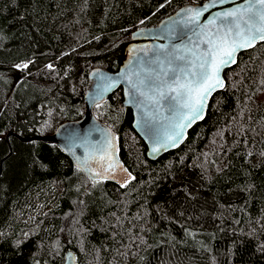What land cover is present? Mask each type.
<instances>
[{"label":"trees","instance_id":"1","mask_svg":"<svg viewBox=\"0 0 264 264\" xmlns=\"http://www.w3.org/2000/svg\"><path fill=\"white\" fill-rule=\"evenodd\" d=\"M205 1L0 0V264H64L67 250L78 264H264V42L156 160L121 88L94 104L135 177L124 187L42 138L86 119L90 74L119 70L136 30Z\"/></svg>","mask_w":264,"mask_h":264},{"label":"water","instance_id":"2","mask_svg":"<svg viewBox=\"0 0 264 264\" xmlns=\"http://www.w3.org/2000/svg\"><path fill=\"white\" fill-rule=\"evenodd\" d=\"M246 7V0H224L223 3L207 0L202 4H186L170 16L164 18L157 25L136 30L132 34L131 41L126 47L125 57L119 70L110 72L99 68L93 70L90 74L91 86L85 96L87 107L86 119L80 123L65 125L53 135L42 138L56 143L72 162L92 180L110 181L120 186L125 180L130 181L131 179L128 177L129 171L119 156V143L116 132L94 117L92 113L94 104L107 99L108 96L121 88L124 97L122 107L132 109L134 116L133 127L146 143L148 157L156 160L165 153L178 149L188 139L190 130L206 118L213 96L225 88L227 84L225 71L238 63L239 56L242 52L254 48L259 42H264L258 41L254 47L237 51L235 54V63L225 66L221 72L224 87L217 88L213 91L205 102V108L202 114L203 118L195 120L190 126H186L184 129H176V131L182 132V136L179 138V142L175 147L169 146L153 154V146H159L156 144V140L175 126L179 115L178 111L173 112L171 110L172 101L170 97L174 93L168 92L167 89V85L171 83V69L184 67V63L178 60L177 57L180 55L190 57L191 53L187 49L191 48L193 51H198L195 46L199 42V39L203 38L197 35L200 31L199 27L185 25L181 23V20L182 18L187 19L191 16L192 11H199L201 14L196 21V25L201 27L207 26L204 28L205 32L209 29L215 31V27L219 26L220 23V19L216 17L217 13ZM213 19H216V26L208 23ZM241 26L244 27L243 22H241ZM200 47L203 48V45ZM166 71L168 75H164ZM125 73H139L142 78H145V86L141 87V91L145 92V96L138 97L142 101L139 106L128 95L127 81L121 79V76ZM157 74H159L158 79H152L151 81L147 79V77H155ZM108 78H111V80ZM132 79L135 80L136 76L133 75ZM182 79L183 76L181 75ZM113 82H115L113 87L109 88L108 91L103 90L108 84ZM149 83H151V88L147 86ZM157 87H161L164 93L163 98L156 91ZM149 97L154 99L150 100ZM156 101H158V104ZM185 123L187 124V122ZM149 128L159 133V136L154 137L149 132ZM101 148L106 149V151H101ZM112 155H114L115 161L121 166L116 168L112 173L115 178L97 176V172H103L101 165L107 163L106 157ZM121 168L127 171L124 172ZM64 264H78L76 254L72 250L66 251Z\"/></svg>","mask_w":264,"mask_h":264},{"label":"snow or ice","instance_id":"3","mask_svg":"<svg viewBox=\"0 0 264 264\" xmlns=\"http://www.w3.org/2000/svg\"><path fill=\"white\" fill-rule=\"evenodd\" d=\"M214 2L223 3L224 0H214ZM246 3V8L217 13L216 17L220 19L219 26H216V19L208 22L210 25L216 26L215 31L209 29L205 32L204 28L207 26L201 27L196 25V21L201 14L199 11L189 10L192 11L191 16L187 19L182 18L181 23L199 27L200 31L197 35L203 38L199 39V42L195 46L198 51H193L191 48L187 49L191 53L190 57H185L184 55L177 57L178 60L184 63V67L171 69V83L167 85V89L168 92L174 93L170 97L172 101L171 110L173 112L178 111L179 115L175 126L156 140V144L159 146H153V154L169 146L175 147L179 142V138L182 136V132L176 131V129H184L186 126H190L195 120L203 118L202 114L205 108V102L213 91L217 88L224 87L221 72L225 66L235 63V54L237 51L254 47L256 42L264 41V0H246ZM241 22H243L244 27L241 26ZM201 45H203V48L200 47ZM29 63L31 61L16 64L15 68L27 69ZM47 67L51 69L53 65L48 64ZM133 75L136 76L135 80L132 79ZM164 75H168V72L166 71ZM181 75L183 76L182 80ZM158 78L159 74L155 77H147L149 81ZM108 79L111 80V78ZM121 79L127 81L128 95L139 106L142 101L138 97L145 96V92L141 91V87L145 86V78H142L139 73H125L121 76ZM114 83L108 84L103 90L108 91L109 88L114 86ZM147 86L151 88V83ZM156 91L163 98L164 93L161 87H157ZM149 99L154 98L149 97ZM156 103L158 104V101ZM149 132L154 137L159 136V133L155 132L152 128H149ZM101 151H106V149L101 148ZM106 160L107 163L101 165L103 172H97L96 175L115 178L112 173L116 168L121 166L115 161L114 155L107 156ZM121 170L124 172L127 171L122 168ZM128 177L135 179V177L131 176V173H128ZM128 182L129 180H125L121 186H126Z\"/></svg>","mask_w":264,"mask_h":264}]
</instances>
